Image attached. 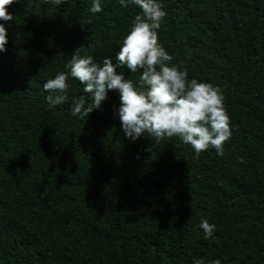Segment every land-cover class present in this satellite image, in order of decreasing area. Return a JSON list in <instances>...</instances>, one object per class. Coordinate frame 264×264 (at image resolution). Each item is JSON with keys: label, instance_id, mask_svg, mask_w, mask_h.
<instances>
[{"label": "trees", "instance_id": "1", "mask_svg": "<svg viewBox=\"0 0 264 264\" xmlns=\"http://www.w3.org/2000/svg\"><path fill=\"white\" fill-rule=\"evenodd\" d=\"M160 2L172 63L224 93V155L128 138L115 90L80 119L72 101L86 94L70 78L69 99L49 106L43 84L78 48L117 63L139 6L101 0L93 15L92 0H15L0 21V264H264V0Z\"/></svg>", "mask_w": 264, "mask_h": 264}, {"label": "clouds", "instance_id": "2", "mask_svg": "<svg viewBox=\"0 0 264 264\" xmlns=\"http://www.w3.org/2000/svg\"><path fill=\"white\" fill-rule=\"evenodd\" d=\"M15 0H0V21H12L8 8ZM57 6L67 0H45ZM122 7L129 3L139 6L140 13L132 20L116 55L117 63L105 57L97 61L92 55H81L83 47L72 54L65 64L67 71H58L49 78L43 88L49 95V106L63 104L69 99V79L83 85V93L72 101L71 115L88 118L101 108L109 91H118L120 106L118 116L125 135L136 140L145 133L155 144L164 139L178 138L189 145L196 158L214 148L223 156L224 145L233 134L231 117L225 104V96L218 85L189 79L186 67L172 63L173 57L159 41V29L166 12L160 0H119ZM89 11L102 12L101 0H92ZM0 23V53L7 51L8 30ZM127 65L133 72H140L139 82L125 78L117 69ZM90 100V102H89ZM243 163V158H240ZM204 238L212 237L216 225L202 219L199 225ZM194 264H205L204 259ZM209 264H221L219 259Z\"/></svg>", "mask_w": 264, "mask_h": 264}]
</instances>
